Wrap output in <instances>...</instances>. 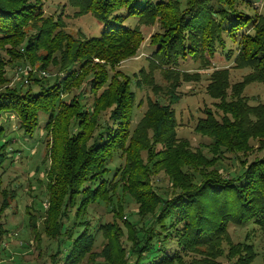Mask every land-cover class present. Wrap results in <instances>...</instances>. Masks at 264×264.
I'll use <instances>...</instances> for the list:
<instances>
[{
    "label": "trees",
    "instance_id": "16d2710c",
    "mask_svg": "<svg viewBox=\"0 0 264 264\" xmlns=\"http://www.w3.org/2000/svg\"><path fill=\"white\" fill-rule=\"evenodd\" d=\"M252 1L68 0L77 16L90 13L104 23L100 35L77 38L66 30L61 15H46L44 0H0V119L2 113L14 112L20 129L32 137L46 115L51 138L49 207L37 216L27 213L35 239L43 233L56 242L50 255L53 264L96 258L99 233L106 239L101 252L106 264H216L213 260L223 252L224 240L230 243V223L253 220L264 230V104L253 105L244 95L249 83L264 82V14ZM130 17L140 24L159 21L160 31L151 39L150 63L170 80L163 91L142 70L138 80L153 92L166 94L167 102L149 100L134 130L137 96L132 78L120 71L111 73L120 61L137 53L143 40L139 25L122 24ZM217 52L233 59L234 67L252 71L235 84L229 81V68L211 73L208 92L219 99L223 114L207 108L195 128L210 137V157L178 136L174 105L180 101L176 89L181 81L197 76L181 70V61L193 59L209 68ZM17 61L57 74L50 82L52 77L33 68L28 87H12L7 85L5 67ZM85 81L93 94L90 104L73 93ZM65 92L68 99L63 98ZM4 135L0 124V169L13 152L8 149L11 138ZM254 153L252 161L247 159ZM117 154L125 158L124 164L112 168ZM229 154L241 170L224 175L217 164ZM161 172L170 181V195L163 196L152 185ZM120 189L138 205V219H127V249L121 244V228L110 222L95 224L90 218L93 204H111ZM1 192L0 245L8 234L2 216L17 198L16 190ZM121 205L118 200L114 214L121 213ZM172 237L178 249L168 247ZM204 248L207 257L194 263L182 256L184 251ZM230 254L237 257L235 264H249L255 257L249 244L238 249L230 243Z\"/></svg>",
    "mask_w": 264,
    "mask_h": 264
},
{
    "label": "rangeland",
    "instance_id": "374dc122",
    "mask_svg": "<svg viewBox=\"0 0 264 264\" xmlns=\"http://www.w3.org/2000/svg\"><path fill=\"white\" fill-rule=\"evenodd\" d=\"M255 10L258 13L264 14V0H253ZM44 11L46 15L55 17L62 16L66 30L72 33L77 38H86L98 36L104 30V23L96 20L90 13L77 16L76 9L68 4V0H44ZM246 11L253 12L252 9L246 8ZM124 26L135 27L139 25L143 40L140 44L137 53L119 62L111 73L120 71L124 75L132 78L133 89L136 92L137 104L134 111L131 129L134 130L142 117L144 116L149 100L167 102L166 94H157L153 92L151 87L142 85L141 78L142 70H145L150 76H153L154 81L162 86L163 91L169 86L170 80L161 72L160 69H154L150 63V57L154 50L151 44L152 36L160 31L159 21L152 24H140L137 18L130 17L122 19ZM236 44L229 42V47L236 48ZM6 57L4 52H1ZM34 68L31 64L24 62L9 63L6 65L7 85L21 87L27 85V76ZM179 68L183 71L196 73L195 79L186 81L182 80L179 87L176 89L180 94V101L174 105L179 122L178 136L186 138L191 142V145L196 149H202L208 156H212L208 151L207 145L211 142L210 137L198 133L195 128L198 120L203 117L204 111L209 108L213 111H218V115L223 112L218 107L219 99L212 97L208 92V85L211 82V73L216 69L229 68V81L235 84L243 79L245 75L250 73L251 68L234 67L233 59H228L223 52H217L212 57V66L204 68L202 63L193 59L181 61ZM34 70H37V68ZM39 74L50 76V82L54 81V75L57 71L50 72L37 70ZM41 75V76H42ZM73 93L81 94L83 104H90L93 99V94L90 91L88 81L81 88L73 90ZM244 95L247 96L251 104H264V82H251L244 90ZM64 99L69 98V93L63 94ZM0 124L5 131V138L10 139L8 149L11 158L8 159L0 169L1 190H16L17 198L12 201V205L3 214L2 220L5 227L8 229V234L1 241L0 245V264H53L50 257L56 251V242L48 239L43 233L40 234V239H35V234L29 227V216L27 211H32L34 214L40 215L49 207L47 200V171L50 166L48 158L51 138L47 135L45 128L47 123L46 115H42L41 123L32 137L26 136L20 129L18 116L14 112H4L1 115ZM1 143V142H0ZM254 154L248 155L247 159L253 160ZM124 157L117 154L111 162L112 168L124 164ZM220 172L224 175L233 174L240 169L239 161L231 154L220 160L217 164ZM113 173V172H112ZM112 176V174H111ZM152 185L154 189L163 196L170 195L172 192L171 184L163 172L154 176ZM0 190V205L3 201L4 194ZM121 205V213L114 214L112 211L114 206H117V201ZM137 203L128 194H122L119 191V197H115L111 204L100 201L93 204L90 208V218L97 223H114L119 229L124 232L121 238V244L127 249L130 243L127 240V219L134 221L138 219ZM41 217L39 226L42 230ZM228 236L232 247L240 249L244 244H249L255 252V257L249 264H264V230L253 220L245 222L242 225L230 223L228 226ZM175 237H172L168 247L170 249H178ZM106 239L100 233L97 234L94 251L96 253L95 261L92 258L85 259L81 264H106L105 258L101 252L105 245ZM230 243L224 240L222 244V253L213 261L216 264H235L236 256L230 254ZM208 248L198 250L184 251L182 254L185 261L192 262L207 257ZM98 254V256H97ZM204 255V256H203ZM203 256V257H202ZM58 256L57 259H59ZM58 264H62L59 260ZM198 264V263H196Z\"/></svg>",
    "mask_w": 264,
    "mask_h": 264
}]
</instances>
